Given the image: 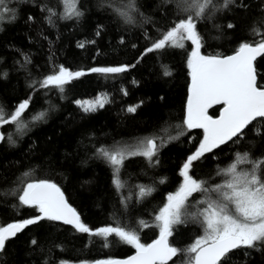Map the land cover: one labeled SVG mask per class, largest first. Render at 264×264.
I'll return each mask as SVG.
<instances>
[{
  "label": "trees",
  "instance_id": "16d2710c",
  "mask_svg": "<svg viewBox=\"0 0 264 264\" xmlns=\"http://www.w3.org/2000/svg\"><path fill=\"white\" fill-rule=\"evenodd\" d=\"M223 2L213 0L216 7L197 22L202 55L228 56L241 42L259 41L253 28L264 33V0H242L246 8L237 7L241 0L227 8L222 7ZM125 3L127 0H79L83 16L65 20L60 18L61 0H7V7L14 11L0 22V105L11 111L25 99L30 98V103L23 114L28 127L22 134L13 125L0 128L5 136L0 143V226L38 214L32 208L14 207L22 180H48L61 189L91 229L121 226L135 231L144 244L158 237L159 229L151 226L154 216L167 195L179 187V169L199 147L204 133L185 128L184 135L159 148L152 164L143 156L125 159L120 171L124 187L119 192L112 183V169L97 155V149L134 144L154 135L165 141L178 135L176 126L186 115L191 79L187 58L194 46L187 41L184 49L169 47L144 54L158 30L167 29L186 14L178 0H135L137 11L132 13V22L126 23L114 10ZM48 9L56 12L51 23ZM229 23L235 27L228 28ZM81 43L84 47L78 46ZM121 65L135 66L119 74L89 71ZM59 66L86 74L64 85L62 93L54 87H29ZM254 69L257 83L264 87V56ZM165 70L171 74L165 76ZM98 94L105 95L106 102L95 111L86 113L74 104ZM137 105L134 113L127 111ZM220 108L214 107L208 114L215 118ZM41 111L46 112L45 117L31 122V116ZM9 133L14 144L7 140ZM230 142L194 161L190 174L209 184L219 183L216 172L232 155L264 156V118L253 121L237 142ZM140 187L154 191L140 197ZM201 198V193H194L189 200ZM141 221L148 226H141ZM202 232L189 220L174 226L169 242L183 249ZM32 239L37 245H31ZM105 243L104 237H90L62 222L41 221L7 241L0 264L94 263L125 258L136 251L114 234L107 237V247ZM184 259L178 254L168 264H183ZM222 264H264V246L235 249Z\"/></svg>",
  "mask_w": 264,
  "mask_h": 264
},
{
  "label": "snow or ice",
  "instance_id": "6c2138e0",
  "mask_svg": "<svg viewBox=\"0 0 264 264\" xmlns=\"http://www.w3.org/2000/svg\"><path fill=\"white\" fill-rule=\"evenodd\" d=\"M235 2L236 0H224L222 7L227 8ZM61 4V19H79L83 16L78 7L79 0H61ZM178 7L186 15L174 21L167 29L158 30V36L145 49L144 54L169 47L184 49L187 41L194 46L187 58L191 84L188 89L186 115L182 124L176 126L180 132L177 136H169L167 141L154 135L143 137L134 144L118 143L111 149H97V155L112 169V183L119 192L124 187L120 171L125 159L143 156L152 164L159 148L184 135L185 128L203 129L204 135L199 147L187 157L179 169L182 182L176 191L167 195L166 202L154 216L155 223L151 226L159 229L158 238L144 244L135 231L121 226L91 229L81 221L80 215L67 202L64 193L55 183L48 180L28 182L25 179L21 181L22 187L15 193L18 205L14 207L32 208L38 214L20 222L9 223L6 227L0 226V253L5 251L8 240L41 221H59L90 237H104L105 247L108 246L107 237L114 234L120 241L136 250V254L127 260H98L94 264H168L178 254L185 256L183 264H222L227 254L235 249L259 250L264 246V156L251 158L249 152H237L232 163L227 167L218 168L216 175L221 178L219 183L209 184L208 180L197 179L190 174L194 161L229 141L237 142L253 121L264 118V87L257 83L253 63L258 56H264V33L253 28V33L260 36L259 41L241 42L233 55L205 56L200 52L201 37L196 25L210 9L216 7L213 0H178ZM237 7L247 6L241 0ZM114 10L126 23H131L132 13L137 11L135 0H127L122 8ZM13 11L7 7V0H0V22ZM47 11L51 23V17L55 16L56 12L52 9ZM28 19L31 20L32 17ZM227 27L233 28L235 25L229 23ZM78 46L84 47V44ZM134 66L94 67L89 71L105 75L119 74ZM85 74L84 71H71L59 66L58 71L53 70L51 74L42 80L34 81L29 87L33 90L54 87L62 93L64 85ZM170 74L169 71H164L165 76ZM4 75L6 76V73ZM29 103L30 98L25 99L11 111L0 105V128L13 125L15 131L22 134L29 123L23 118ZM76 103L81 105L80 101ZM213 105H222L220 115L215 119L208 114V109ZM81 106L86 113L95 111L97 107L95 104ZM103 106V103H98V107ZM137 107L138 105L130 106L127 111L134 113ZM45 115L46 112L43 111L34 114L31 116V122L40 121ZM4 140L5 136L0 134V142ZM7 140L10 144L15 143L12 133L7 135ZM244 164L249 167L241 168ZM24 175L26 178L28 173ZM152 191L154 189L151 187H140L139 195L144 197ZM194 193H201L203 198L190 202L189 198ZM189 220L200 226L203 235L181 249L171 244L169 238L173 236L174 226ZM140 224L148 226L144 221ZM30 243L35 246L38 241L32 239Z\"/></svg>",
  "mask_w": 264,
  "mask_h": 264
},
{
  "label": "rangeland",
  "instance_id": "374dc122",
  "mask_svg": "<svg viewBox=\"0 0 264 264\" xmlns=\"http://www.w3.org/2000/svg\"><path fill=\"white\" fill-rule=\"evenodd\" d=\"M7 17V16H6ZM5 17V18H6ZM5 18H4V20H5ZM77 101H80L81 102V105H83L84 107H87V106H90V105H97V107H96V109L97 108H101V107H98V103H103V104H105V102H106V97H105V95H103V94H98V95H96L94 98H91V99H84V100H77ZM85 102H87V103H85ZM77 107H79L81 110H83V107L81 106V105H78L77 103H76V101H75V103H74ZM241 168H248V166H246V167H244V165H241L240 166ZM201 235H203V232H202V234ZM200 235V236H201ZM64 264H94V263H89V262H82V263H64Z\"/></svg>",
  "mask_w": 264,
  "mask_h": 264
},
{
  "label": "water",
  "instance_id": "95a60500",
  "mask_svg": "<svg viewBox=\"0 0 264 264\" xmlns=\"http://www.w3.org/2000/svg\"><path fill=\"white\" fill-rule=\"evenodd\" d=\"M234 53H232V54H230V55H233ZM229 56V55H228ZM261 56H258L257 58H256V60L253 62L254 64H255V62L260 58ZM254 72H255V69H254ZM190 84H191V79H190V83H189V86H190ZM187 100H188V96H187ZM218 106H221V108H222V105H213L212 107H210L209 109H208V112L212 109V108H214V107H218ZM186 108H187V104H186ZM220 108V109H221ZM219 115H220V110H219V114H218V116L217 117H215V118H218L219 117ZM213 118V117H212ZM214 118V119H215ZM257 119H260V118H257ZM195 129H199V128H195ZM199 130H201L202 132H203V129H199ZM0 134H2V132H1V129H0ZM1 143V142H0ZM66 199V198H65ZM158 238V237H157ZM136 254V251L135 252H133L131 255H129V256H127V257H125V258H113V260H118V261H123V260H127L129 257H131V256H133V255H135ZM172 260V259H171ZM170 260V261H171ZM169 261V262H170Z\"/></svg>",
  "mask_w": 264,
  "mask_h": 264
},
{
  "label": "flooded vegetation",
  "instance_id": "af4514ba",
  "mask_svg": "<svg viewBox=\"0 0 264 264\" xmlns=\"http://www.w3.org/2000/svg\"><path fill=\"white\" fill-rule=\"evenodd\" d=\"M234 139H235V138H234ZM229 143H231V142L229 141V142H227L226 144L221 145L220 147H223V146H225V145H227V144H229ZM220 147H219V148H220ZM216 149H217V148H216ZM234 155H235V154H234ZM234 155L231 156V160H230L229 162H226V163H225L224 167H227L230 163H232V162L234 161V158H235ZM244 166H245V164H244Z\"/></svg>",
  "mask_w": 264,
  "mask_h": 264
},
{
  "label": "bare ground",
  "instance_id": "6f19581e",
  "mask_svg": "<svg viewBox=\"0 0 264 264\" xmlns=\"http://www.w3.org/2000/svg\"><path fill=\"white\" fill-rule=\"evenodd\" d=\"M191 210V209H190ZM186 224V223H185Z\"/></svg>",
  "mask_w": 264,
  "mask_h": 264
}]
</instances>
